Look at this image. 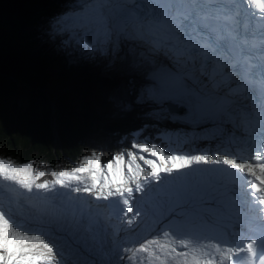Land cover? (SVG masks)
<instances>
[{
  "label": "snow or ice",
  "instance_id": "1",
  "mask_svg": "<svg viewBox=\"0 0 264 264\" xmlns=\"http://www.w3.org/2000/svg\"><path fill=\"white\" fill-rule=\"evenodd\" d=\"M241 0H69L67 11L52 21V34H67L63 40L82 50L106 51L110 44L138 40L157 57L151 69L149 98L162 103L172 100L180 110L187 106L195 111L211 108L222 121L243 127L249 132L248 141L253 155L225 151L223 154H191L161 147L155 143L133 141L132 149L114 154L106 162L102 155L92 152L82 158L71 171L53 172V180L39 182L47 175L34 171L31 163L15 165L0 159V178L17 184L32 193L33 189L51 192L69 189L84 193L96 201H107L108 207L119 208L125 217L133 212L134 193L147 194L159 188L173 173L192 170L193 166L220 165L215 169L227 172L239 180L244 174L248 196L254 207L264 213V25L250 29L241 23ZM264 10V0H255ZM144 95L141 94L140 99ZM250 126L257 136H252ZM246 141V142H248ZM147 154V155H145ZM235 183V181H234ZM222 187V186H221ZM39 194V192L37 193ZM227 191L209 183L199 192L203 204H220L218 199ZM46 201L49 197L45 196ZM69 199L71 197L69 196ZM192 196L181 198L171 213L183 225L188 217ZM49 218L43 220V216ZM141 215L127 219L131 226ZM83 216V214H82ZM42 223L58 222L55 212H42ZM89 226L99 224L88 218ZM200 223H208L204 215ZM255 228L248 224L241 229L258 231L246 243L237 241L212 242L193 231L178 234L169 223L167 229L137 247H126L129 264H136V253H143L158 264H240L241 253L248 256V264H264V215L258 217ZM195 227V225H193ZM236 227V226H234ZM36 229H25L9 210L0 207V264H60L55 248L45 235ZM183 249V251H178ZM217 257L220 259L218 260Z\"/></svg>",
  "mask_w": 264,
  "mask_h": 264
},
{
  "label": "trees",
  "instance_id": "2",
  "mask_svg": "<svg viewBox=\"0 0 264 264\" xmlns=\"http://www.w3.org/2000/svg\"><path fill=\"white\" fill-rule=\"evenodd\" d=\"M69 0H0V151L47 171L62 158L72 163L96 152L105 161L121 152L120 136L128 140L137 132L160 139V128L113 115L106 121L99 112H82L67 106V92H60L59 104L48 93L61 90L68 72L78 78L93 63L104 62L107 53L82 50L63 40L67 34H52V21L62 15ZM59 69L60 73L54 71ZM56 76V77H54ZM54 102V106H53ZM52 175L41 178L51 181Z\"/></svg>",
  "mask_w": 264,
  "mask_h": 264
},
{
  "label": "rangeland",
  "instance_id": "3",
  "mask_svg": "<svg viewBox=\"0 0 264 264\" xmlns=\"http://www.w3.org/2000/svg\"><path fill=\"white\" fill-rule=\"evenodd\" d=\"M131 41L132 40H126L119 41L116 44H110L107 47V50L103 51L107 53L106 60L101 63L91 64L89 69L82 74V77L78 78L80 83H76V77H72L68 72H64L61 75V79H64L65 85L61 90L50 92L53 96V99L51 100H55L56 104H59L60 92H67V106L71 110L82 112L87 108H92L93 110L99 112L106 121L112 120L113 115H120L122 118H125L127 115L130 116L134 122L137 121L149 129L157 127L164 130L160 139L148 137V132H137L134 134V138L129 140L127 144L126 142L128 138L125 135L120 136L118 145L113 146L112 149L116 147L121 152L126 153L129 150L138 151L132 149L133 141H135L138 143H155L161 147H165L166 150L171 148L180 153H207L212 155L218 153L223 154L225 149L219 147L217 144L208 149V144L205 141L198 138L195 140L193 138L194 129L188 123H184L182 121H179L178 123L163 121L160 117V112L158 111L160 105L148 96L147 90L149 88L147 79L136 83H133V81L128 82L130 87L126 91V102L119 104L111 97L107 87L116 81V74L117 72L119 73L120 70L122 71V67L124 65H141L144 63V60L150 61L147 57L148 53L152 57L153 54H157L149 52L148 46L142 41ZM161 54H157L156 57L160 59ZM143 66H145L146 70H151L155 66V59L150 61L149 66ZM54 72L57 74L60 73V70L57 69ZM119 89H122V87H119ZM141 94L144 95L143 99H140ZM168 101L175 104L171 100ZM107 154L108 153L102 155L104 162L108 157ZM0 159H5L6 161L10 160L15 165H24L19 163L18 157L10 154L9 152L7 153V151H0ZM79 164L80 162L74 164L67 158H62V160L58 161L56 166L48 168L47 173L52 175L53 172L59 173L63 170L71 171L74 167L79 166ZM36 169L37 168L33 167L34 171H36ZM37 171L39 170L37 169ZM19 192L20 189L18 190V193ZM49 193L50 192H46L44 194L43 192L36 194L35 196H47L52 202L53 196H57V199H62V195H49ZM69 193L72 195L74 192ZM146 195L139 193L138 197L136 196L138 203H133V214H135V211L139 209L141 211V215L134 219V223L129 226L127 223H124V221H118L119 224H117V226L108 225V228L113 227L114 229V235L109 236H106V231L99 228L97 224H94L91 227L89 226L88 218L91 217L95 220L94 217H97L98 206H96V208L89 206V209H91L90 213H87L81 208H72L69 214L70 220L63 226L68 228L61 229L63 232L59 235L61 241L58 243L50 240V243H53L54 245L57 261H59L60 264H129V260L126 258L128 254H126L123 249L126 247H137L143 241L152 239L159 233L158 227L161 223L159 217L161 216L157 215V218L154 217L152 221H150L151 218L147 215L148 210H146L142 205V200L146 197ZM154 197L155 196L152 194L147 196L148 199H153ZM65 198L69 199V196ZM89 198L92 199V197ZM71 199L73 200L72 202L68 201L65 204L70 206L73 205L74 201H85V199L78 200V198L72 197ZM20 200L23 202L22 199ZM87 203L89 205L90 202ZM156 207L158 206L156 205ZM25 215L28 217L33 215L35 217L37 214L35 212L32 213L29 210H25L23 211L21 217L24 218ZM150 216L153 215L150 214ZM39 220L40 218L37 217L35 221L37 225ZM239 228L240 227L237 225H232L230 230L234 232ZM217 231L219 232V230ZM57 246L60 248L57 249ZM178 251H183V249H178ZM147 264H150L149 258ZM151 264H158V262L151 261Z\"/></svg>",
  "mask_w": 264,
  "mask_h": 264
},
{
  "label": "bare ground",
  "instance_id": "4",
  "mask_svg": "<svg viewBox=\"0 0 264 264\" xmlns=\"http://www.w3.org/2000/svg\"><path fill=\"white\" fill-rule=\"evenodd\" d=\"M132 40L131 42H133ZM130 42V41H128ZM157 54H153V57H156ZM160 60H165V57L163 55H160ZM147 57L150 61H153V57L148 53ZM150 61L144 60V63L134 64V65H124L122 67V71L116 74V81L111 83L107 90L111 94V97L117 101V103H124L127 101V90L130 87L128 82L136 83V82H142L144 77H146L148 82V88L151 87V70H146L145 66H149ZM119 87H122V89H119ZM166 101H163L162 103H158L160 105L159 112L160 117L163 121H171L178 123L179 121H182L184 123H188L193 129H194V136L193 138L196 140L201 139L202 141H205L208 144V149H210L212 146H215L216 144L219 147H222L225 149V151H229L232 153H240L241 151L238 148V144L230 139L228 133H227V127H234L233 123L228 121H222L220 118L215 120L207 119L206 117L207 112H198L197 110L192 111L188 107L181 112V114L176 113H170L168 112V109L166 107ZM172 101V100H171ZM174 102V101H172ZM175 103V102H174ZM176 104V103H175ZM217 168H227L228 166H220L215 165ZM195 169V170H194ZM215 172V169H213ZM65 171V170H63ZM195 171H198V166H193L192 170L185 169V172L182 171L181 175H177L176 173L172 175V177L168 178V180L165 181L162 185L159 186V188H155V193H151L155 197L153 199H148L147 195L144 204L148 206L149 210L151 212H147L148 217H150V221L155 217L157 218V215H160L159 219L161 220V223L159 225V233L165 229H167L169 223H171L174 227L179 225V227L176 228L178 234L183 235L185 232L193 231L197 235H202L204 237H207L212 242H221V246L225 247L226 245L223 244V241H231L233 243L240 241L245 242L246 240V234L250 231L248 228H244L243 230L240 228L237 231H235L234 234L229 235L228 232H226L223 227H221L220 223H223V220L226 215H228L227 210H222L221 205L219 204H201L200 200L198 198V194L200 191H202L204 188H199L198 185L195 186L193 189H189V182L188 179L190 174H195ZM234 171V169H229L227 172ZM208 180L207 176H204L202 178V182H205ZM211 183L208 181V184ZM214 184V183H213ZM219 187L218 184H215ZM20 189V192L18 193V190ZM221 191H227L228 195L232 196L233 191L231 189H226L224 187L221 188ZM242 189L246 191V187L242 185ZM17 190V191H16ZM25 190V189H24ZM21 187H19L14 182L4 181L3 178H0V207H3L6 210H9L10 214L14 216V218L17 220L19 224H21L25 229H36L38 230L37 234L42 232L45 235V238L53 242L61 241L59 238L61 229L68 228L63 227L67 222L70 220L69 214L71 212L72 208H81L84 209L87 213L91 212V209H89V206L92 208H96V206H101L102 208H105V204L100 203L96 201L93 197L92 199L89 198L87 194H77L69 193L72 198L79 197L78 200L85 199V201H74L73 205H66L65 203L72 202V199H68L65 197L68 192H70L69 189L64 191H61L62 189L59 188L54 193L55 195H62V199H58V204H53L50 199L46 201L44 199V195L35 196L36 194L28 193L27 190L24 191ZM244 192V193H245ZM43 193V192H40ZM46 193V192H45ZM44 193V194H45ZM18 194V195H17ZM34 197H30V196ZM191 195L192 201H191V207L188 209V212L186 213V216L188 217V220L181 225L180 221L175 219L171 213L174 209H176V206L179 202H181V198ZM20 198H19V197ZM65 196V197H64ZM168 202L164 205L162 202L163 198H166ZM250 200L252 198L248 196ZM23 202H21V200ZM235 199V198H234ZM156 201V202H155ZM245 201H247V198L245 197ZM87 202H90L89 205ZM156 205L159 207H156ZM47 206V212H55L58 217V222L46 224L42 223V212ZM233 206L235 209L239 210V215L242 214L245 211H252V202L245 204H239L238 202H234ZM85 207V208H82ZM243 207V208H242ZM257 208V207H256ZM25 210H29L32 213H36L37 215L34 217L33 215L24 216L22 218V213ZM89 210V211H88ZM237 210V211H238ZM153 215V216H150ZM238 214V213H237ZM201 215H204L208 218V223L201 224L199 217ZM40 218L38 221V225L35 223L36 219ZM105 212L102 210L97 211V217H94L95 220L98 219L100 221V228L104 229L106 231V236L114 235L113 234V227H107L105 225L104 219H105ZM49 217L47 215L43 216V220H47ZM245 220V218H244ZM249 224L248 220L243 221L241 225ZM195 225V227H193ZM103 230V232H104ZM219 230V232L217 231ZM158 233V234H159ZM217 238V241L215 240ZM144 242V241H143ZM60 247L57 246V249ZM148 256L143 253H136L135 260L136 264H147L148 263ZM218 260L220 259L217 257Z\"/></svg>",
  "mask_w": 264,
  "mask_h": 264
},
{
  "label": "water",
  "instance_id": "5",
  "mask_svg": "<svg viewBox=\"0 0 264 264\" xmlns=\"http://www.w3.org/2000/svg\"><path fill=\"white\" fill-rule=\"evenodd\" d=\"M51 99H53V96L51 93H48ZM55 101V100H52ZM166 107L168 109V112L170 113H176V114H181L183 110H180V107L176 106L175 104H172L170 102H166Z\"/></svg>",
  "mask_w": 264,
  "mask_h": 264
}]
</instances>
